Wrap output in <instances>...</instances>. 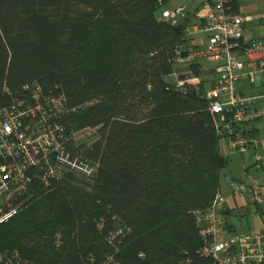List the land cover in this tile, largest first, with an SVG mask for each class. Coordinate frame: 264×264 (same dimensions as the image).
I'll use <instances>...</instances> for the list:
<instances>
[{
	"label": "trees",
	"instance_id": "trees-1",
	"mask_svg": "<svg viewBox=\"0 0 264 264\" xmlns=\"http://www.w3.org/2000/svg\"><path fill=\"white\" fill-rule=\"evenodd\" d=\"M164 3L0 0V99L31 83L62 94L66 130L95 135L67 148L96 165L90 177L33 180L23 208L0 224V252L31 264H100L107 254L120 264H213L196 212L228 164L203 93L215 71L191 62L198 85L173 86L174 50L188 38L157 19Z\"/></svg>",
	"mask_w": 264,
	"mask_h": 264
},
{
	"label": "built area",
	"instance_id": "built-area-1",
	"mask_svg": "<svg viewBox=\"0 0 264 264\" xmlns=\"http://www.w3.org/2000/svg\"><path fill=\"white\" fill-rule=\"evenodd\" d=\"M161 4L162 0H158ZM201 14L190 19L183 5H161L156 17L170 25H181L185 37H198L196 46L183 43L174 52L178 64L183 61L214 64V82L203 93L213 115L220 145L226 154H245L256 150L261 141L255 136L253 123L260 113L252 111L254 100L264 95L243 94L241 79L252 87L264 86V36L244 37L243 16L233 0H198ZM185 51L186 55L181 53ZM198 78L177 75L173 86L185 90V84L198 85ZM7 99H0V224L15 216L24 206L25 191L33 180L44 185L60 178L66 170L90 177L96 165L73 155L67 143L81 131L68 132L62 122L66 113L60 93L45 92L37 83L23 85V92L5 89ZM83 130V129H82ZM250 167L255 174L236 178L226 175L231 195L245 197L257 207L264 221V153L254 151ZM225 195L218 190L210 205L196 212L202 237L201 253L212 256L213 264H263L264 227L254 231H236L223 215ZM118 233V232H117ZM110 235V239L117 237ZM0 264H31L17 251L0 252ZM100 264H120L107 254Z\"/></svg>",
	"mask_w": 264,
	"mask_h": 264
},
{
	"label": "rangeland",
	"instance_id": "rangeland-1",
	"mask_svg": "<svg viewBox=\"0 0 264 264\" xmlns=\"http://www.w3.org/2000/svg\"><path fill=\"white\" fill-rule=\"evenodd\" d=\"M242 7L248 9L247 14L250 16L247 22L248 34L257 37L264 33V0H238ZM179 4H184L185 7H192L196 4V0H167L165 6H177ZM203 64V66H202ZM211 63L201 62V65L206 71H210L212 68L209 67ZM242 80V81H241ZM241 83L246 84L247 79H241ZM238 81V82H240ZM252 95H264V86L262 87H252L248 90ZM252 111L260 113L259 117L253 121L255 127L257 128L255 131V136L258 139L264 140V96L257 98L254 100L251 105ZM95 138L94 129L93 128H85L81 130L73 141L75 143H80L84 141L85 143H90V141ZM253 153V150L251 151ZM258 153H262L260 148L257 149ZM254 154V153H253ZM241 155L239 153H231L228 157L227 167L223 170L220 176V182L224 185L227 183L226 175H233L236 178H239L242 175V169L240 168L241 164H249L250 156L249 155ZM264 163V160H263ZM252 173V172H251ZM228 184V183H227ZM223 192V191H222ZM250 213L245 217L241 216V226L240 229H252L259 230L264 227V221L262 215L260 216L255 213L254 206L250 207Z\"/></svg>",
	"mask_w": 264,
	"mask_h": 264
},
{
	"label": "crops",
	"instance_id": "crops-1",
	"mask_svg": "<svg viewBox=\"0 0 264 264\" xmlns=\"http://www.w3.org/2000/svg\"><path fill=\"white\" fill-rule=\"evenodd\" d=\"M166 2H167V0H165V3ZM234 2H236L237 9L243 16L250 17L247 14L248 9H246L245 7H242L238 0H235ZM165 3H164V5H165ZM179 5H184V4H179ZM186 8L190 11V19L191 20L193 18L195 19L197 17L198 13L201 14L203 12V11L200 10V6H199V3H198V0H196V4L194 6H192L190 8L189 7H186ZM248 21H250L249 18L245 19L244 22H243V30H244L245 39L256 40V39H260L262 36H264V33H262L260 36H257V37H254V36L248 34V27H247V22ZM198 40H199L198 37H193L191 39H188V41L186 43L190 44V45H193V46H196V44L198 43ZM189 64H190V62L188 63L187 61H183V62H180L178 64H175L174 71H173V73L171 75L172 78L174 79L177 75L190 76L191 70L189 68ZM202 66H203V64H202ZM202 66H201V68H203ZM209 67L214 69V64L211 63V65ZM241 81L239 82L238 89L240 91H242L243 94H246V95L251 94V93L248 92V90L250 88H252V86L249 84V82H247L246 84H243V83H241ZM260 141H261V143H260V145H258L256 147V150L251 148L247 153H245V155H249L250 156V162H249V164H241L240 168L242 169V172H243L242 175H244L245 173H251V172L253 174H255V169L253 167H250V164H251L252 158L254 156L253 155L254 151L257 152V149L260 148L262 154L264 153V140L260 139ZM219 149H220V153L221 154L226 155V156L229 157L230 154H226L224 152V147H222V145H219ZM252 150H253V153L251 152ZM240 155H241L240 157H242V155H244V154H240ZM233 177H236V176H233ZM220 191H223V193H224V195L226 197L225 198V204H224L222 212H223L224 217L227 220V224L230 225V226H233L236 231H247V230L254 231L252 229H249V227H248V229H243V230L240 229V226H241V218L240 217L241 216L245 217L251 211L250 210L251 205H249L247 203V199L245 197L231 195L227 183H225L223 185L220 182ZM254 209H255V211H254L255 213L257 212V214H259L260 216L262 215V217H263V214L261 213V211L257 207L254 206ZM260 229H262V228H260Z\"/></svg>",
	"mask_w": 264,
	"mask_h": 264
},
{
	"label": "water",
	"instance_id": "water-1",
	"mask_svg": "<svg viewBox=\"0 0 264 264\" xmlns=\"http://www.w3.org/2000/svg\"><path fill=\"white\" fill-rule=\"evenodd\" d=\"M181 55H182V56H185V55H186V52H185V51H183V52L181 53Z\"/></svg>",
	"mask_w": 264,
	"mask_h": 264
}]
</instances>
